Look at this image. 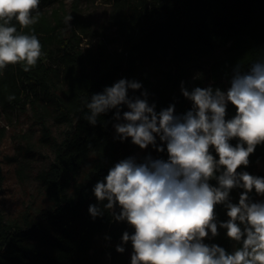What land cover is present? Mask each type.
Masks as SVG:
<instances>
[{
  "label": "trees",
  "instance_id": "trees-1",
  "mask_svg": "<svg viewBox=\"0 0 264 264\" xmlns=\"http://www.w3.org/2000/svg\"><path fill=\"white\" fill-rule=\"evenodd\" d=\"M64 1L40 0L32 13H40L35 24L21 27L13 19L8 25L16 27V34L35 35L41 56L27 72L21 64L0 70V110L30 113L41 131L38 144L50 147L53 160L34 176L36 200L12 218L0 211V264H89L88 254L97 245L109 264H131L130 243L124 245L123 253L115 249L122 234L131 235L133 229L114 221L108 210L95 219L88 214L89 205L96 204L94 185L129 155L120 153L112 136L114 110L98 117L92 126L86 119L90 114L86 104L91 95L123 78L142 85L136 92L129 91V96L138 97L146 90L157 112L174 104L175 113L183 114L191 103L181 95V83L189 91L205 88L200 79L186 76L185 67L197 54L211 60L208 86L225 90L238 63L246 70L264 59V0H106L112 4V13L106 25L97 29L81 13V0H69L68 9ZM111 29L115 37H109ZM118 39L119 50L110 48ZM9 96L15 99L9 101ZM234 115L235 108L229 104L225 118ZM51 125L65 127L60 140L52 135ZM22 138L26 151L22 152L20 141L15 150L26 159L35 145L27 135ZM237 142L230 141L233 146ZM210 152L218 159L214 150ZM151 157L166 160L167 153L153 148ZM8 161L18 164V176L24 182L25 164L22 167L16 157ZM258 163L264 164V144L249 156V165L237 172L264 178ZM209 183L217 186L215 179ZM242 191L231 190L230 201L238 203ZM249 197L252 202H264V195L257 196L255 190ZM215 213L218 224L227 221L223 205H216ZM203 243L219 245L228 253L240 246L219 227L218 235L211 237L209 232Z\"/></svg>",
  "mask_w": 264,
  "mask_h": 264
},
{
  "label": "clouds",
  "instance_id": "clouds-1",
  "mask_svg": "<svg viewBox=\"0 0 264 264\" xmlns=\"http://www.w3.org/2000/svg\"><path fill=\"white\" fill-rule=\"evenodd\" d=\"M39 3L0 0V70L21 64L27 72L36 65L41 56L37 37L16 34V27L8 25L13 19L21 27L35 24L40 13H32ZM141 88L140 82L123 78L105 87L91 95L86 119L96 126L98 117L114 110V140L130 139L141 150L151 145L157 153L166 151L167 159L130 156L115 163L94 185L96 204L89 205L88 214L95 219L108 210L114 221L133 229L122 234L115 249L123 253L130 243L131 264H264V202L249 197L253 190L264 195V178L237 172L264 144V59L246 70L238 63L226 90L189 91L182 82L181 95L191 103L183 114L175 113L174 104L157 112L146 90L128 95ZM229 104L235 115L226 120ZM212 179L217 186L209 183ZM233 189L243 190L236 204L230 201ZM216 205L226 208V222L217 223ZM218 227L240 246L228 253L203 243L209 232L218 235Z\"/></svg>",
  "mask_w": 264,
  "mask_h": 264
},
{
  "label": "rangeland",
  "instance_id": "rangeland-1",
  "mask_svg": "<svg viewBox=\"0 0 264 264\" xmlns=\"http://www.w3.org/2000/svg\"><path fill=\"white\" fill-rule=\"evenodd\" d=\"M66 9L69 8L70 1H64ZM81 13L90 21L94 29L100 28L102 25H106V21L109 19L112 13V4L106 0H81L80 1ZM69 21V20H68ZM109 37H115L113 29L107 30ZM121 46V40L115 41L110 48H117L119 50ZM228 46L222 48L217 54L218 57L224 55L225 49ZM211 60L201 55H196V59L191 62L187 69V79L198 78L204 82L205 87L210 85V73L209 67ZM165 68L168 65H163ZM229 85L226 86V89ZM225 89V90H226ZM0 211L7 218L15 217L32 199L38 198L36 189V181L34 176L38 170L47 167V165L53 160V153L50 147L39 146L38 140L40 138V128L30 119V113H22L19 111L4 113L0 110ZM65 130L64 126L51 125L52 135L60 140ZM27 135L29 143H33L35 148L30 152L28 151V157L24 159L16 153V147L19 144L22 145V152L26 151L27 143L23 140L22 136ZM112 136H115V131L112 126ZM117 146L120 153H127L130 156H134L139 161L140 158L145 156H152L153 148L150 145L148 148L141 150L137 146L131 143V140H125L120 142L116 139ZM9 157H16L21 160V166L24 167V182H20L18 176V164L10 163ZM258 170L264 172V164L258 163ZM89 264H109L108 257L104 254L101 246L97 245L92 249L89 254Z\"/></svg>",
  "mask_w": 264,
  "mask_h": 264
}]
</instances>
